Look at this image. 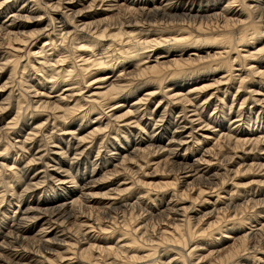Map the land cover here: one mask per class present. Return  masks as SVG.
<instances>
[{
	"label": "bare ground",
	"instance_id": "1",
	"mask_svg": "<svg viewBox=\"0 0 264 264\" xmlns=\"http://www.w3.org/2000/svg\"><path fill=\"white\" fill-rule=\"evenodd\" d=\"M0 264H264V0H0Z\"/></svg>",
	"mask_w": 264,
	"mask_h": 264
}]
</instances>
